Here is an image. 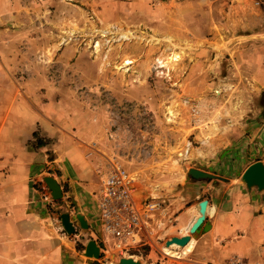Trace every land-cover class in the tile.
Listing matches in <instances>:
<instances>
[{"label":"rangeland","instance_id":"374dc122","mask_svg":"<svg viewBox=\"0 0 264 264\" xmlns=\"http://www.w3.org/2000/svg\"><path fill=\"white\" fill-rule=\"evenodd\" d=\"M18 3L10 28L19 36L16 49L63 88L56 94L73 130L134 176L135 189L146 193L138 196L142 203L164 206L181 186L190 142L200 136L198 118L209 117L231 137L264 120L258 0ZM172 52L178 60L162 66ZM94 197L97 203L99 192Z\"/></svg>","mask_w":264,"mask_h":264},{"label":"crops","instance_id":"0c3cea01","mask_svg":"<svg viewBox=\"0 0 264 264\" xmlns=\"http://www.w3.org/2000/svg\"><path fill=\"white\" fill-rule=\"evenodd\" d=\"M16 12L18 0H0V264H119L127 256L142 264H232L236 257L241 264H264V202L261 193L239 181L249 164L264 162V120L231 137L215 130L209 117L195 119L200 136L190 142L186 170L194 167L225 180L186 174L168 204L155 201L142 244L122 256L102 232L94 197L106 174L103 165L109 170L112 163L81 138L80 129L73 130L76 123L57 97L63 88L44 70H33L30 54L16 49L19 36L10 29L17 25ZM261 64L256 84L264 93V58ZM36 134L43 142L39 146ZM45 176L60 184L61 199L51 197ZM135 191L136 205L143 206L138 196L146 193ZM203 199L206 216L189 242L165 247L170 237L187 233ZM64 212L73 234L62 225ZM77 214L87 229L79 226ZM89 239L100 248L97 259L84 255Z\"/></svg>","mask_w":264,"mask_h":264},{"label":"built area","instance_id":"2783aa9c","mask_svg":"<svg viewBox=\"0 0 264 264\" xmlns=\"http://www.w3.org/2000/svg\"><path fill=\"white\" fill-rule=\"evenodd\" d=\"M258 2L264 11V0ZM134 179L127 169L112 163L102 180L97 202L102 232L113 238V246L122 256L129 248L142 244L141 233L150 229L149 213L157 208L153 202L136 205ZM43 199L53 200L50 195H43ZM232 264H241V261L236 257Z\"/></svg>","mask_w":264,"mask_h":264},{"label":"water","instance_id":"95a60500","mask_svg":"<svg viewBox=\"0 0 264 264\" xmlns=\"http://www.w3.org/2000/svg\"><path fill=\"white\" fill-rule=\"evenodd\" d=\"M187 175L193 179H210V180H225L223 177L215 174L199 170L194 167H190L187 170ZM44 182L50 191V195L54 200L62 198V189L57 180L52 176H45ZM240 183L245 186L247 190L256 189L261 193V200L264 202V162L257 160L249 164L241 173L239 177ZM208 200L203 199L198 203L199 215L194 219L188 228V233L180 236H172L165 241V246L174 243L178 246H184L190 239V235L194 233L201 225L206 216ZM62 225L64 229L70 233H75V227L69 220V214L64 212L60 215ZM76 220L81 228L87 229L86 221L81 214L76 215ZM84 255L93 259H97L100 256V248L98 244L89 239L85 245ZM119 264H142L140 260L127 256L119 259Z\"/></svg>","mask_w":264,"mask_h":264},{"label":"bare ground","instance_id":"6f19581e","mask_svg":"<svg viewBox=\"0 0 264 264\" xmlns=\"http://www.w3.org/2000/svg\"><path fill=\"white\" fill-rule=\"evenodd\" d=\"M121 36L125 39L126 37H127V34H125V33H123V34H121ZM178 58H179V55L178 54H176V53H171V55L169 56L168 55V57H167V59H166V61L163 63V61H162V66H164L165 65V63H169L170 64V66H172L173 65V63H174V61H176V60H178ZM128 63H130V61L129 60H125L124 61V65H126V64H128ZM238 105V104H237ZM135 180V179H134ZM189 228V227H188ZM187 233H188V229H187ZM190 240V239H189ZM189 242V241H188ZM187 242V243H188ZM186 243V244H187ZM174 243H171V244H169L168 246H165V247H170L171 245H173ZM185 244V245H186ZM174 245H176V244H174ZM184 245V246H185ZM176 246H178V245H176Z\"/></svg>","mask_w":264,"mask_h":264},{"label":"trees","instance_id":"16d2710c","mask_svg":"<svg viewBox=\"0 0 264 264\" xmlns=\"http://www.w3.org/2000/svg\"><path fill=\"white\" fill-rule=\"evenodd\" d=\"M35 143H36V145H41V144H43V142L41 141V139L37 136V134L35 135Z\"/></svg>","mask_w":264,"mask_h":264}]
</instances>
